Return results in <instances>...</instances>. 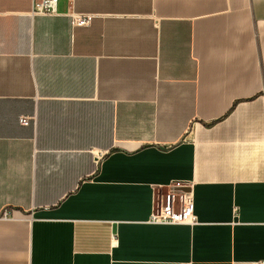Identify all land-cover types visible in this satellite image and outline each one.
Masks as SVG:
<instances>
[{
  "label": "crops",
  "instance_id": "obj_1",
  "mask_svg": "<svg viewBox=\"0 0 264 264\" xmlns=\"http://www.w3.org/2000/svg\"><path fill=\"white\" fill-rule=\"evenodd\" d=\"M73 8L0 0V264L264 260V0Z\"/></svg>",
  "mask_w": 264,
  "mask_h": 264
},
{
  "label": "built area",
  "instance_id": "obj_2",
  "mask_svg": "<svg viewBox=\"0 0 264 264\" xmlns=\"http://www.w3.org/2000/svg\"><path fill=\"white\" fill-rule=\"evenodd\" d=\"M60 0H32V13L41 15L58 14V6ZM69 4L68 15L71 17L74 26H88L92 23L96 14L81 13L74 10L75 0H66ZM22 124H29L30 117L22 116L20 118ZM5 216L7 213L4 214ZM152 221L158 223H184L194 222L192 196L188 191L176 190L167 194L165 198H161L160 205L151 217ZM254 264H264V260H259Z\"/></svg>",
  "mask_w": 264,
  "mask_h": 264
},
{
  "label": "water",
  "instance_id": "obj_3",
  "mask_svg": "<svg viewBox=\"0 0 264 264\" xmlns=\"http://www.w3.org/2000/svg\"><path fill=\"white\" fill-rule=\"evenodd\" d=\"M177 190L188 191V188L187 187H177Z\"/></svg>",
  "mask_w": 264,
  "mask_h": 264
}]
</instances>
